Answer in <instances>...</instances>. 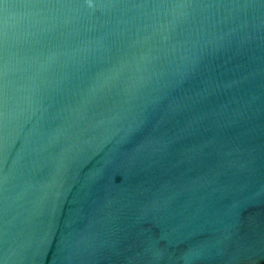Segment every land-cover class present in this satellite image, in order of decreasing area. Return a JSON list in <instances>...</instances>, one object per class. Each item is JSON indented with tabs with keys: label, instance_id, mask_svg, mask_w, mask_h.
<instances>
[{
	"label": "water",
	"instance_id": "95a60500",
	"mask_svg": "<svg viewBox=\"0 0 264 264\" xmlns=\"http://www.w3.org/2000/svg\"><path fill=\"white\" fill-rule=\"evenodd\" d=\"M0 264H264V0H0Z\"/></svg>",
	"mask_w": 264,
	"mask_h": 264
}]
</instances>
